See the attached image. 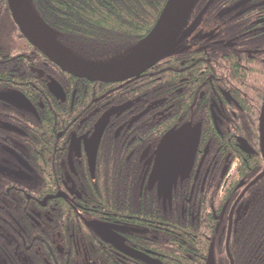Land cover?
Here are the masks:
<instances>
[{
  "label": "flooded vegetation",
  "instance_id": "obj_1",
  "mask_svg": "<svg viewBox=\"0 0 264 264\" xmlns=\"http://www.w3.org/2000/svg\"><path fill=\"white\" fill-rule=\"evenodd\" d=\"M242 1L232 0L227 7L213 10L214 14L209 17L207 7L213 0L180 5L187 13L176 33L173 53L185 59L177 65L182 68L180 71L176 66L168 72L185 74L173 85L174 92L172 88L155 90L154 102L146 107L165 104L173 94L179 95L181 100L175 106L181 110L182 118L164 135L156 137L155 132L131 131L130 124L135 122L140 126L141 116L145 114L143 110L128 112L134 109L132 101L115 106L101 105L97 109L100 115L90 106L79 105L75 114L69 103H76L78 98L76 82L83 86V93L88 94L85 79L64 73L54 64L56 70L44 55L43 60L40 52L26 44L22 47L12 41L3 47L0 44V180L4 181H0V264H169L167 259L171 264L193 263V259L206 264L211 246L215 264L223 260L230 264L229 256L234 264L232 245L237 229L255 212L256 199L264 191V176L252 184L264 168L263 162L261 172L253 175L255 163L262 159L259 146L257 153L256 129L249 123L255 112V107L250 105L254 96L233 97L220 84L226 72L219 66L225 64L234 71L264 70V1L248 0L229 11ZM206 9L200 21L198 15ZM212 62L221 72V80L208 75L206 64L211 66ZM193 67H198L197 79L191 74ZM60 74L69 80L64 86L57 84L56 76ZM161 74L158 73L159 77ZM72 79L78 80L73 83ZM52 95L65 107L64 111H71L75 118L61 126L58 117L52 115L54 124L47 129L49 96ZM138 102L140 104L141 100ZM114 109L118 110L104 119ZM170 109L174 116V105ZM170 109L154 114L159 124L161 116ZM188 116L191 122L182 123ZM195 116L201 118V122L193 123ZM32 119L41 124L43 119L47 120L43 136L54 142L48 143L53 149L52 155L45 154L41 159L34 150L42 167V175L38 177L26 160L31 155L24 158L15 149L19 145L27 146L28 143L18 140H27V133L32 132ZM186 125L200 127L192 164L188 170L170 173L169 179L164 177L161 181L159 178L169 164L167 155L159 152L160 145L166 136ZM57 130L54 140L48 134ZM107 136L133 145L137 140L145 161L144 177L138 187L140 195L148 193L160 199L156 207L159 214L167 210L176 215L179 207L182 221H191L192 227H199L198 234L190 238L188 234L174 232L175 221L168 227L172 229L169 233H162L168 232L162 230V223L139 220L136 225L128 224L127 217L115 219L107 209L101 210L89 201L85 191L90 179L81 176V167L85 170L94 166ZM1 139L7 145H3ZM257 140L259 145V134ZM9 179L28 183L29 193L10 191L14 188L5 183ZM212 185V201L191 208L193 201L198 203L199 195L211 193ZM224 200L226 203L220 207ZM164 251L172 258L162 257Z\"/></svg>",
  "mask_w": 264,
  "mask_h": 264
},
{
  "label": "trees",
  "instance_id": "obj_2",
  "mask_svg": "<svg viewBox=\"0 0 264 264\" xmlns=\"http://www.w3.org/2000/svg\"><path fill=\"white\" fill-rule=\"evenodd\" d=\"M27 2L33 16L60 49L77 60L95 65L101 61L105 62L106 59L116 57L115 55L119 56L121 53L136 48L152 31L168 0H27ZM230 3H232V0H213V3L207 7L210 11L206 16L213 15V10L218 11L219 8L227 7ZM206 11L207 9L198 15L200 21ZM9 41L14 42L17 47H22L26 44L31 50L34 49L21 35L13 22L6 0H0L1 47ZM173 52L174 50L138 79H133L123 84L89 83L83 80L84 85L89 88L88 94L83 93V86L75 81L78 79H72L71 82L77 83L76 86L79 92L76 103H69V105L73 108L75 114H77L80 109L79 105H81L82 108L90 106L92 110L96 111L95 114L100 115V110L97 111V109L101 108V105L115 106L132 101L135 103L134 109L128 112H140L143 110L145 114L144 117L141 116L143 123L140 126L135 122L130 124L131 131L136 133L155 132L154 137L158 136V134L164 135L171 127L177 125L182 118L181 110L175 106L179 104L181 96L173 94V97L168 98L165 104H161V102L159 104L154 103L153 108L150 109H147L146 106L154 102L155 96L153 93L155 90L172 88L174 92L173 85L185 74L173 71L168 72L170 68H175L185 59L184 56L178 57ZM6 54L9 55L11 53ZM41 56L44 60L43 55ZM48 62L57 70L54 64L50 61ZM206 66L208 75H213L214 80H217V78L221 80V72L214 68L216 66L214 62L211 63V66L207 64ZM219 68H223L226 72L223 76V84L220 82L223 90L231 93L233 97L249 96L251 94L254 96V100L250 105L255 107V112L250 117L249 123L256 129L255 142L257 153L259 154L257 130L259 113L264 97V70L261 71L256 68L255 70H249V72H245L243 69L234 71L228 64L223 67L219 66ZM176 69L180 71L182 68L177 66ZM198 72V67L192 68L191 74L194 79L198 78ZM158 73H162L160 77ZM2 81L3 83L7 82L5 78ZM56 81L60 86H64L69 82L67 76L62 74L56 76ZM157 98V100L160 99L158 96ZM139 100H141L140 104ZM49 101L47 129L54 124L53 116L58 117L61 126L66 120L72 121L75 118L71 111H64L65 107L58 104L53 95L52 97L49 96ZM171 105H174V116H171ZM168 108L170 110L161 116L162 121L159 124L158 120L154 118V114ZM94 117H92V120H95ZM200 119L195 116L192 122L199 123L201 122ZM46 122L47 120L43 119L42 124L44 126L42 127L41 121L32 119L30 124L32 132L27 133V140H18L21 143H28L27 146L19 145L15 148L24 158L31 155L26 160L34 167V176L36 175V177L42 175L40 158L42 159L45 154H53V149L48 147V143L51 145L54 142L46 140L47 137L44 138L43 136L44 133L46 134ZM186 122H191L189 116L182 121V123ZM58 130L48 135L55 140ZM107 137L105 138L106 142L103 141L101 144L100 151L92 167L93 169L87 168L84 170L81 167L83 170L81 176H86L90 179L87 181L89 186L85 191L90 198L89 201L101 210L107 209L115 219L122 220L123 217H127L128 224L136 225L139 220L154 224L162 223V230H168V232L162 231V233H169L172 232V229L168 227L175 221L176 229H174V232L188 234L190 238L198 234L199 227H192L191 221H182L183 218L179 212V207L176 209V215L170 214L167 210L159 214L156 212V207L160 199L148 193L140 195L138 187L140 180L144 177L145 161L141 158L142 147L138 146L137 140L135 145H133V143L129 144V141L124 143L123 140L116 141L112 136ZM245 137L248 138V136ZM4 141L1 139V143L7 145ZM14 143L12 146L15 145ZM34 150L39 153L40 158L35 154ZM2 154L4 153L2 152ZM262 164V159L255 163L253 175L261 172ZM146 166H148L147 161ZM0 181L4 182L3 180ZM5 183L8 187L11 184V187L14 188L10 191H22L24 194L30 191L28 183L20 184L19 181L12 179L5 181ZM34 183L40 184L36 180H34ZM213 194L214 185L211 186V193L208 194L206 192L204 195H199L198 203L193 201L190 207L198 208V204L211 202ZM23 201L25 200L23 199ZM165 201L167 203V200L163 202ZM225 203L226 200L220 204V207ZM255 205V212L249 214V217L242 221L234 237L232 245V250L235 254L234 264H264V191L259 194ZM206 209H210V206L206 207ZM16 218L19 219V216H16ZM208 233L211 235L210 231ZM163 238H166V236ZM162 257L172 258V255L164 251L162 252ZM167 260L171 264L169 259ZM192 262H188V264H204L194 259ZM221 264L226 263L223 260Z\"/></svg>",
  "mask_w": 264,
  "mask_h": 264
},
{
  "label": "water",
  "instance_id": "obj_3",
  "mask_svg": "<svg viewBox=\"0 0 264 264\" xmlns=\"http://www.w3.org/2000/svg\"><path fill=\"white\" fill-rule=\"evenodd\" d=\"M6 1L11 16L23 37L50 62L73 77L106 84L120 83L133 78H139L140 75L169 56L174 49V45L172 44L178 28L187 13L186 9L182 7L173 15L172 10L176 0H168L152 31L126 57L109 65H93L79 61L60 49L33 16L27 0ZM247 1L244 0L238 3L229 11ZM117 110L114 109L107 113L104 119H107ZM258 132L260 153L264 161V99L259 117ZM199 139L200 127L195 126L192 128L191 125H186L178 130V132L169 134L164 138L159 152L167 155V163L169 165L165 167V173L159 178L161 181L164 177L169 179L170 173H179L190 168ZM178 153H182V155L180 156ZM18 161L23 164L20 159ZM17 176H20V174ZM263 176L264 169L252 184ZM229 259L230 264H232L230 256ZM206 264H215L213 246H211Z\"/></svg>",
  "mask_w": 264,
  "mask_h": 264
},
{
  "label": "rangeland",
  "instance_id": "obj_4",
  "mask_svg": "<svg viewBox=\"0 0 264 264\" xmlns=\"http://www.w3.org/2000/svg\"><path fill=\"white\" fill-rule=\"evenodd\" d=\"M196 0H176L177 3H175L172 14L174 15L176 13L177 10L180 9V5H192L194 4ZM188 25V23L186 24V26ZM130 53V51H127L125 53H121V55H115L116 57L113 58H109L106 59L105 62H100L98 64L95 65H109L115 62H118L119 60L123 59L124 57H126L128 54Z\"/></svg>",
  "mask_w": 264,
  "mask_h": 264
}]
</instances>
